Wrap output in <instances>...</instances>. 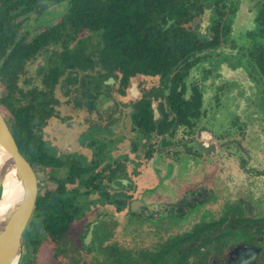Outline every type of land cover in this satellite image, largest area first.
Segmentation results:
<instances>
[{
  "label": "flooded vegetation",
  "instance_id": "af4514ba",
  "mask_svg": "<svg viewBox=\"0 0 264 264\" xmlns=\"http://www.w3.org/2000/svg\"><path fill=\"white\" fill-rule=\"evenodd\" d=\"M146 3L144 23L131 33L165 57L155 71L123 79L103 65L73 81L66 66L58 80L52 71L62 48L47 45L34 56L43 59L35 70L42 87L23 105H37L38 155L29 164L38 191L17 264H140L143 250L150 264L249 262L253 254L242 257L237 247L256 251L250 264H264V214L225 197L230 172L264 181V0ZM40 17L31 29L38 34L56 21ZM215 192L214 213L190 224ZM129 227L142 232V251L136 236L118 239ZM234 231L254 242L227 238ZM170 234L171 244L163 238Z\"/></svg>",
  "mask_w": 264,
  "mask_h": 264
},
{
  "label": "trees",
  "instance_id": "16d2710c",
  "mask_svg": "<svg viewBox=\"0 0 264 264\" xmlns=\"http://www.w3.org/2000/svg\"><path fill=\"white\" fill-rule=\"evenodd\" d=\"M147 1L0 0V80H4L9 87L0 98V106L10 110L17 147L28 162L34 163L38 155L34 133L37 105H19L12 96L17 89L15 84L19 75L27 73L26 65L33 61L41 48L59 45L63 52L52 71L58 80L65 76L66 66L73 68V81L84 69L98 71L103 65L108 67L109 72L117 70L123 79L141 69L157 70L160 57L161 60L165 57L155 53L156 44L131 33L144 23L150 10L145 6ZM46 10L49 17L54 15L52 19L56 18L55 23L39 34L33 32L31 29L36 26L38 17ZM89 32L94 35V43L87 36ZM81 33L86 36L79 38ZM27 36L28 41L24 42ZM71 41L73 52L69 53L68 44ZM40 120L42 122L43 119H39V123Z\"/></svg>",
  "mask_w": 264,
  "mask_h": 264
},
{
  "label": "water",
  "instance_id": "95a60500",
  "mask_svg": "<svg viewBox=\"0 0 264 264\" xmlns=\"http://www.w3.org/2000/svg\"><path fill=\"white\" fill-rule=\"evenodd\" d=\"M37 182L31 164L19 152L10 124L0 110V264H17L21 237L37 196ZM242 257L256 251L237 247Z\"/></svg>",
  "mask_w": 264,
  "mask_h": 264
},
{
  "label": "rangeland",
  "instance_id": "374dc122",
  "mask_svg": "<svg viewBox=\"0 0 264 264\" xmlns=\"http://www.w3.org/2000/svg\"><path fill=\"white\" fill-rule=\"evenodd\" d=\"M45 15L40 17V22L42 20V18H44L45 20L49 19V11H45ZM52 14V13H51ZM48 15V16H47ZM52 18H54V15L52 14ZM37 24V22H36ZM33 25V24H32ZM43 29V27H39V30L41 31ZM58 49V48H57ZM43 64V59H38L36 62H32L29 65L26 66V70L27 73L24 74V78H21L17 81V90L14 91V96L16 100H20L21 104H26L23 103L25 100H23L24 96L28 97V93L32 92L33 89H41V83H40V79L37 78V73L35 72V70L37 69L38 66ZM21 92V94H20ZM5 89L2 86L1 80H0V98L5 95ZM0 110L2 111V113L4 114L7 122L10 124L12 122V118L10 116V114L7 112L6 108L4 106H0ZM51 124H48V127L46 126V128L44 130H51ZM47 135V134H46ZM46 137V136H45ZM230 179L231 181H233V185L231 186L230 190L228 191V193L226 194V199L229 201L230 203L235 201V204H240L242 200L246 201L248 204H250L255 211L258 214H264V181L263 180H257L256 177H254L255 174L250 175V176H246V177H251L250 180H246L243 179V177H239L241 175L240 171L236 172V175L231 174L230 172ZM242 197V198H241ZM217 198L218 196L216 195L215 192V197H213V199L210 201L209 204H206V206L204 207V209L200 210L198 212V208L194 210V213L198 216H196L194 214L193 217L191 218H187L190 224H193L194 220L197 219L198 217L201 219V217H206V215H209L210 213H214L215 209V205L217 202ZM232 198H234L233 200H231ZM240 198L242 200H240ZM218 214V212H216ZM202 215V216H201ZM170 221V225L166 224V232L168 231H173V225L174 222ZM178 222H181L178 221ZM177 223V222H176ZM184 223V221L182 222V224ZM113 225V224H112ZM150 226V227H149ZM147 228L151 229L149 232H159L161 230H163V227L159 226V227H152V225H149ZM180 231H184L182 228H177ZM177 229L174 230L175 233L171 232L172 235H174L177 238H181V235H183L182 233H178L176 232ZM208 229H202L201 231H199V233L206 235V231ZM192 231V230H191ZM239 232V231H238ZM238 232L234 231L231 234H229V236L227 238H234V240H238V242H254L252 239H245L247 238V236H245L244 234H239ZM141 234L142 232H136L135 230H133L132 228H127V229H121V232L118 236V239L120 240H129L132 241L133 236H136L138 239L136 242H138L137 244L139 245V249L142 251L143 250V245L144 242L141 239ZM168 235L165 236L163 235V238L165 241L168 240L169 238V244L172 243V235ZM180 234V235H179ZM194 233L190 232V233H185V236L189 237V236H193ZM224 235V233L222 234V236ZM259 239L260 236H257L255 238V241L259 243ZM130 244V242H129ZM167 244V243H166ZM262 246V245H261ZM168 249V248H167ZM172 250V249H171ZM168 251V252H171ZM138 263L140 264H150L151 260L150 257H146L144 250L143 252H140V255L138 256ZM156 263V260H154V264Z\"/></svg>",
  "mask_w": 264,
  "mask_h": 264
},
{
  "label": "bare ground",
  "instance_id": "6f19581e",
  "mask_svg": "<svg viewBox=\"0 0 264 264\" xmlns=\"http://www.w3.org/2000/svg\"><path fill=\"white\" fill-rule=\"evenodd\" d=\"M0 207H1V203H0Z\"/></svg>",
  "mask_w": 264,
  "mask_h": 264
}]
</instances>
